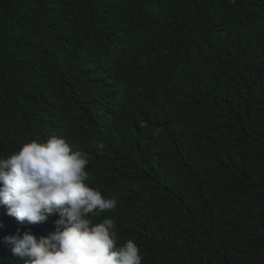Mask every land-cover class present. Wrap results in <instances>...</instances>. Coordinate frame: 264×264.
<instances>
[{"label": "trees", "instance_id": "16d2710c", "mask_svg": "<svg viewBox=\"0 0 264 264\" xmlns=\"http://www.w3.org/2000/svg\"><path fill=\"white\" fill-rule=\"evenodd\" d=\"M53 136L142 264H264V0H0V159Z\"/></svg>", "mask_w": 264, "mask_h": 264}, {"label": "clouds", "instance_id": "9594fccd", "mask_svg": "<svg viewBox=\"0 0 264 264\" xmlns=\"http://www.w3.org/2000/svg\"><path fill=\"white\" fill-rule=\"evenodd\" d=\"M87 164L86 152L73 151L56 136L25 143L0 159V206L8 216L25 225L59 216L47 237L38 239L30 231L4 237L13 257L23 264H142L132 240L118 246L111 218L93 222L114 209L116 201L103 198L85 182Z\"/></svg>", "mask_w": 264, "mask_h": 264}]
</instances>
